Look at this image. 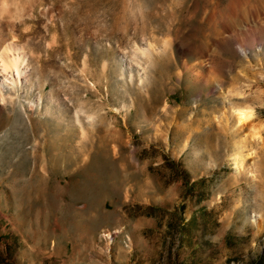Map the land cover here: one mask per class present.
<instances>
[{"label":"rangeland","instance_id":"1","mask_svg":"<svg viewBox=\"0 0 264 264\" xmlns=\"http://www.w3.org/2000/svg\"><path fill=\"white\" fill-rule=\"evenodd\" d=\"M6 44L0 264H264V0H0Z\"/></svg>","mask_w":264,"mask_h":264},{"label":"bare ground","instance_id":"2","mask_svg":"<svg viewBox=\"0 0 264 264\" xmlns=\"http://www.w3.org/2000/svg\"><path fill=\"white\" fill-rule=\"evenodd\" d=\"M0 61L1 69L3 72V76L2 78H0V97L2 99H5V86L16 83L24 75H26L27 68L25 67V65H27V60L25 54L21 50H19L18 46L6 44L3 47L2 51H0ZM252 113L253 111L251 108H237V120L239 121V123H243L251 117Z\"/></svg>","mask_w":264,"mask_h":264}]
</instances>
